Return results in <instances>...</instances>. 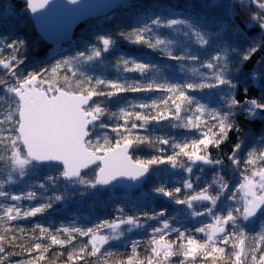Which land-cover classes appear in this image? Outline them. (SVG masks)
<instances>
[{
    "label": "snow or ice",
    "instance_id": "1",
    "mask_svg": "<svg viewBox=\"0 0 264 264\" xmlns=\"http://www.w3.org/2000/svg\"><path fill=\"white\" fill-rule=\"evenodd\" d=\"M49 0H24L26 10L37 13L44 9ZM73 4L76 0H71ZM236 5L246 8L250 15L245 26L259 30V35L241 51L229 41L231 33L240 32L239 25L233 22ZM253 5L256 11H252ZM225 7L227 12L220 17L209 19L203 14L192 18L181 19L167 14H155L142 22L130 33H120V36L133 44L146 45L147 48L164 52L171 46L177 45V53L166 52V58L178 64V79L165 77L163 82L152 79L150 74H163L167 66L161 67L152 61L139 62L137 58H125L122 54L112 64L118 74V79H102L92 72L102 53L117 45V40L110 36L97 37L98 45L90 50L79 52L76 56L57 61L51 68L40 72H29L26 76L17 71L24 59L20 57L21 45L25 41H11L6 47L12 52L7 59H0V68L5 70L9 79L0 78V110L8 109L7 115L0 120V221H15L20 218L35 217L53 207L55 202L65 198V193L74 185L81 186L87 194L88 189L98 186H108L119 178L131 181L147 180L153 175V169L160 166H170L171 169H182L186 174L182 188L190 190L191 194L180 198L181 187L169 190L161 183L152 189V193L174 200L176 205H185L191 217H210L212 223L193 229L173 226L175 218H166V210L157 212L142 211L134 215H125V208L118 207V213L111 221L104 220L94 227H63L57 229L67 234L68 239H59L50 230L40 224L35 225L39 230L40 239L48 237L52 245L70 244L78 234L89 237V245L81 248L79 253L70 255L72 261L83 260L85 255L97 256L101 246L109 241L120 240L125 231L132 232L134 228L143 229L148 221H156L157 227H152L150 233L151 255L141 261L136 256L140 245L139 240L131 242L132 256L124 264H168L170 257L180 255V264H196L197 258L216 264L223 259L229 245L232 252V264H245V222H251L258 214L264 217V151L249 152L241 161L240 153L244 149L241 140L234 146L228 161L239 169L243 164L245 169L251 168L249 175L243 176V182L232 190L222 174L224 161L210 159L206 153L209 145H219L229 131H239L236 126L237 117L243 113L248 119L264 118V95L259 98L239 99L237 89L239 84L234 82V75L243 72L247 62L259 50L264 49V0H232ZM228 18L225 19L224 17ZM219 25L216 30L215 25ZM170 30L173 39L161 38L157 33ZM134 37V39H133ZM200 49L215 47L210 58L201 60L193 46ZM3 44L0 42V52ZM232 56H238L233 62ZM264 67V57L256 62ZM189 65H198L200 69L210 72H199L192 68V77L186 76ZM63 69L70 75H64L63 83L54 79L59 70ZM124 73H138L140 79L129 82ZM249 79L260 87H264V72L253 68ZM103 86V87H101ZM215 90L220 104L209 108L201 104L193 93ZM160 92L159 100L129 103L121 107L119 112H111L105 100L94 101L93 97L111 99L122 93ZM248 89L243 93L247 96ZM162 106V107H161ZM135 109H140L136 111ZM191 113L190 115H182ZM207 114L213 123L208 124L203 119ZM113 121L104 122V117ZM175 120L173 128L195 130L200 138L191 141L177 142L174 138L157 136L152 139L149 135H140L133 130L143 129L145 132L152 122ZM123 121V123H120ZM139 122V123H137ZM5 124L7 127H5ZM111 129L115 134V142H110L107 133L95 135L97 129ZM95 137V138H94ZM103 141V142H101ZM259 144L264 145V134L260 136ZM155 148L157 154L149 158H133L130 150L140 145ZM212 165L217 169L210 183L194 189L193 172L196 166ZM93 169L92 179H86L82 170ZM46 169L48 174L40 182L31 185L32 190L24 194H13L9 187L26 183L38 170ZM167 171L168 169H163ZM203 171V168L200 169ZM196 176V180H199ZM42 190L40 198L44 201L35 207L25 208L22 201L37 199L35 189ZM231 201L226 214H217L215 209L218 202ZM207 202V203H205ZM196 205H202L196 210ZM210 205V206H209ZM122 226H127L126 228ZM109 230L108 235H100V231ZM5 231H8L7 229ZM23 233L24 230L20 229ZM194 233L203 234L206 239L201 242ZM175 234V239H168ZM17 239L12 235L8 243ZM251 250V264H264V235ZM4 235H0V253H5ZM222 245V246H221ZM36 250L47 251L42 243L34 245ZM260 253L257 256V253ZM110 255V253H109ZM38 260H43L40 255ZM0 264H5V257L0 256ZM36 264V261H28Z\"/></svg>",
    "mask_w": 264,
    "mask_h": 264
},
{
    "label": "trees",
    "instance_id": "2",
    "mask_svg": "<svg viewBox=\"0 0 264 264\" xmlns=\"http://www.w3.org/2000/svg\"><path fill=\"white\" fill-rule=\"evenodd\" d=\"M231 3L232 0H133L128 4H122L109 15L88 19L80 25L68 42L52 46L46 44L37 36L32 21L27 14L26 7L21 4L19 0H0V35L5 37L8 42L13 40L17 42L20 40L25 41V44L20 46V57L24 59V63L17 69L18 72L25 76L29 72H40L44 68L50 69L57 57L71 54L84 45L93 42V40H97L99 36H110L118 42L116 45L117 49L107 54L105 59L108 63L107 73L109 75L115 71L112 68V64L116 61L118 55L122 54L125 57H134L138 60L167 62L173 67H178L176 61L167 59L166 56H161L156 50L149 49L146 45L137 44L135 46L129 40L120 36V33H130L135 28V21L142 15L154 16L160 13L176 18L187 19L203 14L211 20L227 12L225 7H218L216 5H229ZM252 11H256L254 5ZM249 15L250 13L246 8L242 9L239 5H236L233 22L239 25L240 32L231 33L229 41L241 51L247 49L249 44L259 35L258 29L252 28L250 24L245 26L246 19ZM224 18L227 19L228 17L225 16ZM218 27V24L215 25L213 30H216ZM214 50L215 47L213 46L212 48L199 50L198 54L203 61L210 58ZM11 55L12 52L4 48V52L0 54V59H7ZM261 57H264V49L259 50L252 56V60L245 64L243 72L234 75V82L239 84L237 96L241 100L245 98H259L261 95H264V87H260L259 84H255L249 79V72L253 68H258L261 72H264V67L256 63ZM238 59V56H232L233 62L238 61ZM206 71L210 72V70ZM63 77V73L59 72L54 79L63 83ZM109 77L112 78V76ZM0 78L9 79L5 74V70L2 68H0ZM136 78L140 77L136 76ZM261 84L264 85V80L261 81ZM244 88L248 89L247 96L243 93ZM151 93L157 94L156 96H158V98L155 100H159V95L163 94L160 92H127L119 94L117 97L111 99L106 97H93V100H105L106 106L111 112H118V107L126 100L133 99L140 102L145 99V95L148 96V94ZM3 95L4 92L0 90V96ZM146 99H148V97ZM135 110L140 111V109ZM203 119L207 121L209 125L213 123L209 117H203ZM104 122L108 124L113 123L107 116L104 117ZM120 123H123V121H120ZM172 123H176V121H161L159 124L152 122L148 126L147 132L143 129H135L133 131L140 135H149L152 139H155L157 136L174 138V135L175 137L183 136L188 141L200 138V133L195 130H179L177 128L175 132L171 127ZM236 126L239 129L238 132L229 131L219 145H209L207 152L201 153L207 155L210 159H220L224 161L222 174L224 179L230 184L232 190H235L239 184L243 182L244 175H249L252 171L251 168L245 169L243 164L239 169H235L230 164L228 157L232 154L234 146L243 140L244 149L240 153L241 161L246 158L249 151L254 147L256 152L264 151V145L258 143L260 136L264 134V118L248 119L241 113L237 117ZM102 133H107L109 141L115 142V134L111 132L110 128L97 129L95 135H101ZM130 154L133 158L146 159L157 153L155 148L145 144L131 149ZM165 168L168 170L164 171L163 169ZM201 168H203L202 172L200 171ZM175 170L176 169H171L170 166H160V169L154 168L153 175L145 181L141 189L134 192H127L115 187L98 186L97 189H88L87 194H85L83 188L75 190L69 188L65 193V198L59 202H55L53 207L44 212L42 217L51 219L54 223H58L60 221H65L70 215L77 216L79 223L94 227L97 223L104 220L111 221L118 215L116 209L123 206L125 208V215H134L142 211L151 213L166 210V218L182 219L185 212L188 214L189 211L185 205H176L174 200L152 193V189L161 183L165 184L169 190H172L176 185L173 181L176 180L175 176L178 173L177 171H179L180 187L182 188L186 174L182 169ZM216 171L217 169L212 165L198 164L193 172L194 189L199 191L200 188L210 183ZM39 172L46 174L47 170L40 169ZM93 175V170H90L84 176L87 179H92ZM196 176L200 177L198 181L196 180ZM166 178H168L169 182ZM186 194H191V191L182 188V192L177 195H179L180 198H184ZM225 202L226 201L223 200L218 202L216 209L222 207ZM196 207H198L196 210L199 211L202 206L200 207V205H197ZM172 222H174V220ZM44 227L48 228L53 235L56 233L54 225L47 224ZM193 228L194 226H192V229ZM6 229L8 231H5ZM20 229H23L24 232L21 233ZM33 229L34 227H31L29 223H25L24 221H0V235L6 237V240L3 242L6 252L0 253V256L5 257V264H28L30 260L36 261V264H124L128 257L132 256L131 242L133 240H139L141 242L136 250V256H138L141 261L146 260V258L151 255V245L149 243L150 235H145V233L141 231H134L131 233L132 237H130L124 245H118V247L112 251L102 249L95 257L85 255L83 260L73 259L70 261L68 257L79 253V250L86 245L88 246V251L91 250L89 237H81L78 234H73L75 239H73L70 244L62 246L52 245L48 237L40 239L39 230L33 231ZM104 230H101L99 234L105 233ZM12 235H16L17 239L13 243H8ZM64 239L67 240L68 236ZM168 239L174 240L175 236L171 235ZM36 243H42L47 248V251H43L42 249L36 250L34 248ZM233 251L231 245H229L224 258L218 259L216 264H232ZM40 255L44 256L43 260L37 259ZM182 260V256L175 255L169 258L168 264H180ZM196 264H212V262L210 260L205 262L202 258L198 257ZM245 264H251L247 256Z\"/></svg>",
    "mask_w": 264,
    "mask_h": 264
},
{
    "label": "rangeland",
    "instance_id": "3",
    "mask_svg": "<svg viewBox=\"0 0 264 264\" xmlns=\"http://www.w3.org/2000/svg\"><path fill=\"white\" fill-rule=\"evenodd\" d=\"M150 16H153V15H146V16L142 15V16H140L135 21V28L137 26H142V22L147 20ZM157 34L160 35L161 38H168V39H173V37L175 35L174 33H171L170 30H162V31L158 32ZM133 39H134V37H133ZM0 42H2V44H3V51L2 52H4V48L7 49L6 45L9 42L7 41V39L5 37H2L1 35H0ZM94 45L99 46L98 45V40H93V42L84 45L79 50H77V51H75V52H73L71 54H65V55L57 57L56 60L54 61L53 65L59 60L67 59L69 57L76 56L79 52L88 51ZM133 45L136 46L137 44H133ZM177 47H178L177 45H173V46L170 47V49H165L164 52H160V51H157V52L161 56H166V52L169 51V50L172 51L173 53H177ZM115 49H117L116 45L110 47L108 52L102 53L101 59L98 62L95 63V65L93 66L94 70L92 72H90L89 74L95 75V76L100 77L102 79H112V80L118 79V74L116 73V71L112 72V74H110V75L107 73L108 63L105 61L107 54H109L111 51H114ZM193 50L198 52L201 49L198 48V46L194 45L193 46ZM2 52H0V54ZM118 54H120V53H118ZM120 56L121 55H118V57H120ZM125 58L131 59V58H134V57H125ZM138 61L139 62H143L145 60H138ZM148 61H152L153 63H157V64L161 65V67L167 66L166 70H165V72L163 74H157V73L150 74L152 79L160 81V82H163L165 77H169V78H172L174 80L179 78L180 74H178V71H177L178 67H173L167 62H156V61H153V60H148ZM192 68L198 69L199 72H205L206 71L204 69H200L198 65H189V69H188V72L186 74V76L189 77V78L192 77V72H191ZM59 72H62L63 75H66V74L70 75V73H66L63 69L59 70L58 73ZM109 76H112V78H110ZM123 76L126 77L129 80V82L140 79V78H136V76L137 77L139 76L138 73H124ZM193 94L197 96V98L199 99L201 104H205L209 108H216L220 104L218 98L215 95V90H212V91L205 90L204 92H198V93H193ZM156 95L157 94H155V93L148 94V96L145 95V99L143 101L151 102V100H155L156 98H158V96H156ZM162 95L163 94L159 95V97H161ZM147 97H148V99H146ZM143 101H140V102H143ZM130 102L131 103H138L139 101H136V100H133V99L126 100L125 102L121 103V105L118 107L117 111L119 112V109L121 107L127 106ZM7 112H8L7 108H5L3 110H0V120L4 119V117L7 115ZM190 114L191 113H182V115H190ZM204 117H208V115L205 114ZM176 123H178V121H176ZM5 127H7L6 124H5ZM176 129L177 128H173L172 127V130H174L175 132H176ZM178 129L180 130V129H183V128H178ZM174 139H176L177 142H183V141L186 140L183 136H179V137L176 136L175 137V135H174ZM101 142H103V141H101ZM253 151H256L255 147L253 149H251L249 152H253ZM177 172H176L177 175L175 176L176 180L173 181V182H175V184H176L175 187H177V186L180 187L181 186L180 181H179L180 180V176L178 175L179 171H177ZM47 174H48V172H46V174H44L42 172H39V170H38L37 173L33 177H31L26 183H22V184H19V185H13V186H6V187H9V190H11L13 192V194H24V193L32 190L31 185L33 183L42 181L43 177L45 175H47ZM166 180L169 182L168 178H166ZM70 189H73V190L82 189V187L79 186V185H74ZM35 191L37 192V199L32 200V201H28V200L22 201V204L24 205L25 208L35 207V206H38L40 203L44 202L40 198V193H41L42 190L37 188V189H35ZM0 202H5V201L3 200V198H0ZM231 203H232L231 201H226L222 205V207H220L219 209H215L216 213L217 214H221V215L222 214H226L228 205H230ZM201 206L202 205H200V207ZM196 208H198V207H196ZM43 214H37L35 217L20 218V219H17L15 221H24L25 223H29L30 226L34 227V228H35V225H37V224H40L43 227L46 226L47 224L48 225H54V228H55V231H56V233L54 235H57V237L59 239H64L67 236V234L63 233L62 231L58 232L57 229H62L63 227H73V226L81 227V228H85V229L88 228V227H91L90 225L85 226L83 223H79L77 216H71L70 215V217L68 219H65V221H60L58 223H54V222H52L53 220H51V219L43 218L42 217ZM0 215H2V213H0ZM182 217H183L182 218L183 220L179 219V218H175L174 219V222H173V226L174 227H179V228H181L183 230L184 228L192 229V226H194V228H195V227L204 226L205 224H208V223H212V220H211L210 217H191L190 215L188 216L187 212H185V214ZM254 222H256V223H254ZM157 226H160V225H158L156 221H148V223H147L145 228H143V229L134 228L132 232L141 231V232H144L145 235L146 234L150 235L152 227H157ZM122 227L126 228L127 226H122ZM104 231H105V233H101L100 235H108V234H110L109 230L105 229ZM244 231H245V236H246L245 245H244L245 255L251 261V250H252L253 247H255V243H256V241L253 238L255 237L258 240V238L261 235H264V217L257 216V218H255L251 222H245ZM132 232L125 231V235L123 237H121L120 240L109 241L108 244H106V245L101 247V251H102V249H106L108 251H112L113 249L118 247V245H124L129 240V238L132 237V235H131ZM127 234H129V235H127ZM172 235L175 236V234H172ZM194 235L198 239H200L201 242H203L206 239V237H204L203 234L194 233ZM261 248H264V245H261ZM259 254L260 253L258 252L257 256H259ZM11 264H20V263H11Z\"/></svg>",
    "mask_w": 264,
    "mask_h": 264
},
{
    "label": "water",
    "instance_id": "4",
    "mask_svg": "<svg viewBox=\"0 0 264 264\" xmlns=\"http://www.w3.org/2000/svg\"><path fill=\"white\" fill-rule=\"evenodd\" d=\"M133 0H49L44 9L37 13L27 11L32 21L37 36L46 44L56 46L68 42L75 31L85 21L91 18H100L109 15L122 4H128ZM25 7L24 0H19ZM131 152V150H130ZM95 166L82 170L86 174ZM145 180L131 181L127 178H119L118 181L108 185L127 192L141 189Z\"/></svg>",
    "mask_w": 264,
    "mask_h": 264
},
{
    "label": "flooded vegetation",
    "instance_id": "5",
    "mask_svg": "<svg viewBox=\"0 0 264 264\" xmlns=\"http://www.w3.org/2000/svg\"><path fill=\"white\" fill-rule=\"evenodd\" d=\"M131 153V152H130ZM173 171V170H172ZM122 190V189H121ZM125 191V190H124Z\"/></svg>",
    "mask_w": 264,
    "mask_h": 264
}]
</instances>
